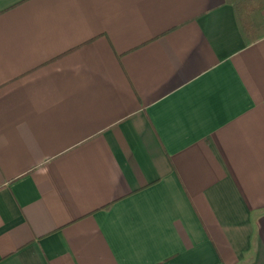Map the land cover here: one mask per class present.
Wrapping results in <instances>:
<instances>
[{
  "label": "crops",
  "instance_id": "crops-1",
  "mask_svg": "<svg viewBox=\"0 0 264 264\" xmlns=\"http://www.w3.org/2000/svg\"><path fill=\"white\" fill-rule=\"evenodd\" d=\"M252 6L0 0V264H264Z\"/></svg>",
  "mask_w": 264,
  "mask_h": 264
},
{
  "label": "trees",
  "instance_id": "trees-1",
  "mask_svg": "<svg viewBox=\"0 0 264 264\" xmlns=\"http://www.w3.org/2000/svg\"><path fill=\"white\" fill-rule=\"evenodd\" d=\"M247 1L249 0H233V2L236 4L239 22L241 24V27L243 28L247 39H249L250 42H255L259 40V36L261 35V33L257 32V25L253 24L251 19L248 17L249 13H251L249 11H253L254 7L252 5L254 0L250 1V5L246 4Z\"/></svg>",
  "mask_w": 264,
  "mask_h": 264
}]
</instances>
